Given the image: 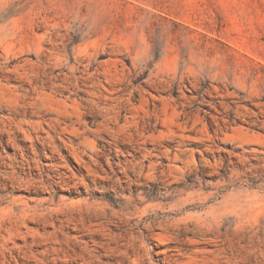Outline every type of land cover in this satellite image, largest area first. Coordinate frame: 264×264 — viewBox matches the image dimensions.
<instances>
[{
    "label": "rangeland",
    "instance_id": "374dc122",
    "mask_svg": "<svg viewBox=\"0 0 264 264\" xmlns=\"http://www.w3.org/2000/svg\"><path fill=\"white\" fill-rule=\"evenodd\" d=\"M0 264H264V0H0Z\"/></svg>",
    "mask_w": 264,
    "mask_h": 264
},
{
    "label": "bare ground",
    "instance_id": "6f19581e",
    "mask_svg": "<svg viewBox=\"0 0 264 264\" xmlns=\"http://www.w3.org/2000/svg\"><path fill=\"white\" fill-rule=\"evenodd\" d=\"M57 105H61V103L60 102H57ZM234 133H236L237 136L240 135L241 137H244V138H246L248 140L249 139L250 140H252V139L254 140V137L253 136L248 135L247 133L243 132L242 130H235ZM255 139H258V138H255Z\"/></svg>",
    "mask_w": 264,
    "mask_h": 264
}]
</instances>
